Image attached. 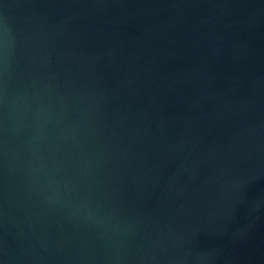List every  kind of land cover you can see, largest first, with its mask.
Returning <instances> with one entry per match:
<instances>
[{
	"label": "water",
	"instance_id": "1",
	"mask_svg": "<svg viewBox=\"0 0 264 264\" xmlns=\"http://www.w3.org/2000/svg\"><path fill=\"white\" fill-rule=\"evenodd\" d=\"M0 264H264V0H0Z\"/></svg>",
	"mask_w": 264,
	"mask_h": 264
}]
</instances>
